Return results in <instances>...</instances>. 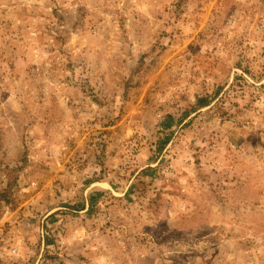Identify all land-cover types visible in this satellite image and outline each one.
<instances>
[{
	"label": "rangeland",
	"instance_id": "obj_1",
	"mask_svg": "<svg viewBox=\"0 0 264 264\" xmlns=\"http://www.w3.org/2000/svg\"><path fill=\"white\" fill-rule=\"evenodd\" d=\"M0 264H264V0H0Z\"/></svg>",
	"mask_w": 264,
	"mask_h": 264
},
{
	"label": "trees",
	"instance_id": "obj_2",
	"mask_svg": "<svg viewBox=\"0 0 264 264\" xmlns=\"http://www.w3.org/2000/svg\"><path fill=\"white\" fill-rule=\"evenodd\" d=\"M206 102V101H205ZM205 102H203L202 104H201V106H205V105H207V103H205ZM171 121H172V119L171 118H168V120H167V122H162V125H163V127L164 128H168V127H170V125H171Z\"/></svg>",
	"mask_w": 264,
	"mask_h": 264
}]
</instances>
